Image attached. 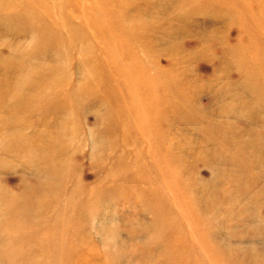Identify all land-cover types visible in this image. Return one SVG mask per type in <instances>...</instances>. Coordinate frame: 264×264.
Returning <instances> with one entry per match:
<instances>
[{"label": "rangeland", "instance_id": "374dc122", "mask_svg": "<svg viewBox=\"0 0 264 264\" xmlns=\"http://www.w3.org/2000/svg\"><path fill=\"white\" fill-rule=\"evenodd\" d=\"M0 264H264V0H0Z\"/></svg>", "mask_w": 264, "mask_h": 264}, {"label": "bare ground", "instance_id": "6f19581e", "mask_svg": "<svg viewBox=\"0 0 264 264\" xmlns=\"http://www.w3.org/2000/svg\"><path fill=\"white\" fill-rule=\"evenodd\" d=\"M27 101H28V100L26 99L24 102L27 103ZM43 102H44V101H43V99H42V103H43ZM26 103H25V106H27ZM11 105H13V103L10 101L9 106H11ZM25 106L22 107V109L24 108L25 110H28V109H27L28 106H27V107H25Z\"/></svg>", "mask_w": 264, "mask_h": 264}]
</instances>
